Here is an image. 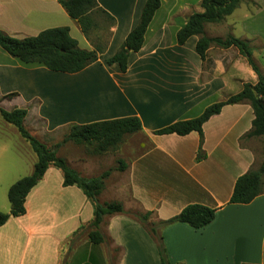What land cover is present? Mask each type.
I'll use <instances>...</instances> for the list:
<instances>
[{
    "label": "crops",
    "instance_id": "0c3cea01",
    "mask_svg": "<svg viewBox=\"0 0 264 264\" xmlns=\"http://www.w3.org/2000/svg\"><path fill=\"white\" fill-rule=\"evenodd\" d=\"M145 1L96 0L114 22L101 58L75 73L25 64L0 47V97L16 92L4 99H18L27 108L24 121L41 119L50 137L64 129L63 137L72 124L125 116L140 119L141 129L126 134L112 150L81 158L76 153L85 152L89 144L72 141L58 150L63 149L66 161L85 177H91L92 164L104 160L110 159L108 168L115 167L118 159L126 164L121 171H111L98 195L100 202L120 200L124 209L104 216L98 228L106 237L97 246L106 264V241L123 252L116 264H125L129 252L133 261L161 264L155 240L129 212L149 211V222L157 223L191 203L215 208V217L198 229L181 222L159 229L169 264H264V179L261 193L250 202H229L237 177L258 167L255 151L241 143L254 117L250 104L225 105L203 123L204 156L199 160L196 131L153 133L199 115L206 106L239 91L243 82L254 83L256 75L235 47L210 45L202 60L195 51L197 35L182 45L176 43V31L191 13L202 10L200 0L196 7L191 0H160L142 47L129 54L126 71L116 63L106 64L104 59L138 23ZM250 2L253 6L248 9L241 0L225 17V29L249 42L264 73V0ZM219 23L205 24L204 34L225 36L206 33V25ZM57 26L69 27L79 47L93 48L57 0H0V29L11 36H33ZM62 181L61 170L49 166L25 197V213L0 226V264H61L70 239L93 218V205L82 190L63 186ZM75 250H82L81 244Z\"/></svg>",
    "mask_w": 264,
    "mask_h": 264
},
{
    "label": "trees",
    "instance_id": "16d2710c",
    "mask_svg": "<svg viewBox=\"0 0 264 264\" xmlns=\"http://www.w3.org/2000/svg\"><path fill=\"white\" fill-rule=\"evenodd\" d=\"M66 10L68 15L75 19L81 31L90 39L92 49L78 46L77 40L69 33V27L57 26L41 30L36 35L18 38L11 36L0 29V47L11 57L17 58L25 64H40L51 71L65 73L78 72L91 63L101 58L105 49L106 41L99 42L90 38V32L95 28L94 14H103L109 20V28L114 18L103 10L96 0H57ZM241 0H200L201 11L191 13L185 23L176 31L175 39L179 45L184 44L189 37L197 35L195 51L202 60L206 58V51L211 44L222 48L235 47L242 54L256 75V81L243 82L239 91L229 94L223 100L215 101L206 106L203 111L192 118L177 120L162 128L154 130V134L176 133L185 135L196 131L200 135V144L196 159L204 156L201 150L202 125L212 115L221 111L228 104L248 102L253 110V119L250 129L243 134L245 137L264 138V73L252 57V49L249 42L232 34L224 37H208L204 34V26L207 23H217L231 14L239 5ZM160 6V0H146L138 23L133 27L116 52L104 59L106 64L116 63L121 72H125L128 57L131 52H137L143 45L145 32L152 20L155 11ZM107 37V39H108ZM16 92H11L3 97H12ZM27 108H14L5 110L0 108V116L4 121L16 127L19 134L28 142L31 150L36 156L32 172L13 182L7 190V198L10 204L9 212L0 211V226L10 217L21 216L25 213L24 201L31 188L42 178L49 166L61 170L63 186L75 185L82 190L84 195L93 205V218L88 223L93 229L88 232V240L98 244L106 240L99 231V225L106 215L124 212L120 200L99 202L98 195L103 189L105 178L113 170H123L126 166L121 159L117 160V166L104 170L95 177L82 176L75 168L69 166L66 160L57 154L58 149L66 142L72 141L76 144H90L93 146L91 153L101 154L116 148L124 139L126 134L137 132L141 129V121L137 116H125L108 120L93 121L84 124H72L63 138L46 145L24 126ZM264 179V159L257 169H251L237 177L230 203H248L261 193V185ZM215 208L191 203L183 207L177 214L157 223L149 222L150 212L143 214L137 211L129 212L131 217L139 221L151 234L157 245V251L161 264H169L162 243L159 229L173 222L185 223L193 228H202L209 224L215 217ZM82 227L75 232V236L82 233ZM74 237V236H73ZM73 238L70 239V243Z\"/></svg>",
    "mask_w": 264,
    "mask_h": 264
},
{
    "label": "rangeland",
    "instance_id": "374dc122",
    "mask_svg": "<svg viewBox=\"0 0 264 264\" xmlns=\"http://www.w3.org/2000/svg\"><path fill=\"white\" fill-rule=\"evenodd\" d=\"M194 6L197 1L191 0ZM243 4L248 9L251 8L252 3L250 0H243ZM242 5V7L244 6ZM264 5V4H263ZM195 5L194 7H196ZM200 8V6H199ZM239 12L236 11V14ZM264 15V12L262 13ZM255 16H252L254 18ZM226 19L224 18L219 24L206 25V33L211 35L228 34L229 29H225ZM95 28L90 32V38L99 42H103L108 37L109 20L100 13L94 14ZM222 34V35H223ZM226 34V35H227ZM225 35V36H226ZM224 37V36H223ZM215 45V44H211ZM251 46V45H250ZM215 50H212L214 53ZM236 52V51H235ZM217 53V52H216ZM8 54V53H7ZM9 55V54H8ZM10 56V55H9ZM246 59V58H245ZM263 71V70H262ZM1 93V91H0ZM21 102L18 99H4L0 97V108L5 110H12L14 108H21ZM24 126L30 131L31 134L36 136L39 140L44 142L46 145L51 146L53 143L60 141L63 137L64 129L57 130L52 137H50L44 130V123L41 119L31 118L24 121ZM68 132V130H67ZM66 132V133H67ZM65 135V134H64ZM54 139H59L54 140ZM242 144L247 145L253 149L256 153L258 167L264 159V138L263 137H245L242 139ZM93 146L87 145L84 151H78L76 154L81 158L93 157L91 153ZM59 150V149H58ZM81 150V149H80ZM81 152V153H80ZM57 154L65 159L66 154L63 149L57 151ZM36 160L34 152L31 150L28 142L19 134L16 127L7 123L0 116V211L7 213L9 212L10 204L7 198V190L9 186L17 179L28 175L32 172L33 163ZM66 160V159H65ZM69 166L72 167L70 160L66 161ZM94 163V161L92 162ZM117 164V162H115ZM91 165V164H90ZM93 167L89 170L88 174L91 177L100 175V171L103 169H109L110 159L104 160L101 164H92ZM117 166V165H116ZM103 172V171H102ZM113 196H105V199H109ZM99 200V199H98ZM111 201V200H110ZM100 202V201H99ZM103 203V202H101ZM92 227L88 225L82 230L80 235L73 237L69 246L62 251L61 264H106V259L101 260L100 255L103 253L101 248H97L98 244L91 243L88 240V232L92 230ZM104 242V241H103ZM109 241L105 242L107 249H104L108 264H116L117 256L123 252H118L115 248L109 244ZM81 244L82 250H75L77 246ZM89 254V255H88ZM132 252L128 254V260L125 264H155L152 261L139 263L131 259ZM98 263V264H99Z\"/></svg>",
    "mask_w": 264,
    "mask_h": 264
}]
</instances>
